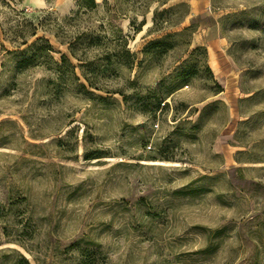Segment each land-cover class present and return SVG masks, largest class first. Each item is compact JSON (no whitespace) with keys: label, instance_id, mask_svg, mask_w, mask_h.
<instances>
[{"label":"rangeland","instance_id":"1","mask_svg":"<svg viewBox=\"0 0 264 264\" xmlns=\"http://www.w3.org/2000/svg\"><path fill=\"white\" fill-rule=\"evenodd\" d=\"M0 264H264V0H0Z\"/></svg>","mask_w":264,"mask_h":264},{"label":"crops","instance_id":"2","mask_svg":"<svg viewBox=\"0 0 264 264\" xmlns=\"http://www.w3.org/2000/svg\"><path fill=\"white\" fill-rule=\"evenodd\" d=\"M209 62H210V70L215 73L216 75L220 74L221 65L215 56H209Z\"/></svg>","mask_w":264,"mask_h":264},{"label":"trees","instance_id":"3","mask_svg":"<svg viewBox=\"0 0 264 264\" xmlns=\"http://www.w3.org/2000/svg\"><path fill=\"white\" fill-rule=\"evenodd\" d=\"M91 4H93V1H91Z\"/></svg>","mask_w":264,"mask_h":264}]
</instances>
